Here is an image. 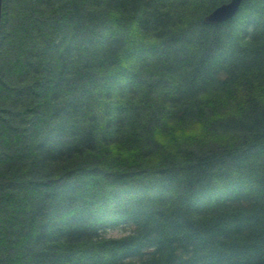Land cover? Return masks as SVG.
Masks as SVG:
<instances>
[{
  "label": "trees",
  "instance_id": "16d2710c",
  "mask_svg": "<svg viewBox=\"0 0 264 264\" xmlns=\"http://www.w3.org/2000/svg\"><path fill=\"white\" fill-rule=\"evenodd\" d=\"M222 1L3 0L0 264H264V0Z\"/></svg>",
  "mask_w": 264,
  "mask_h": 264
},
{
  "label": "water",
  "instance_id": "95a60500",
  "mask_svg": "<svg viewBox=\"0 0 264 264\" xmlns=\"http://www.w3.org/2000/svg\"><path fill=\"white\" fill-rule=\"evenodd\" d=\"M240 0H232L229 5L223 6L220 9H217L213 14H211V21L218 22L221 19L229 18L234 14ZM2 8H3V0H0V27L2 22Z\"/></svg>",
  "mask_w": 264,
  "mask_h": 264
},
{
  "label": "bare ground",
  "instance_id": "6f19581e",
  "mask_svg": "<svg viewBox=\"0 0 264 264\" xmlns=\"http://www.w3.org/2000/svg\"><path fill=\"white\" fill-rule=\"evenodd\" d=\"M211 14H213L212 11L209 14L204 16L203 23L207 25H215V23L211 21Z\"/></svg>",
  "mask_w": 264,
  "mask_h": 264
}]
</instances>
